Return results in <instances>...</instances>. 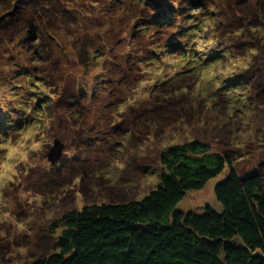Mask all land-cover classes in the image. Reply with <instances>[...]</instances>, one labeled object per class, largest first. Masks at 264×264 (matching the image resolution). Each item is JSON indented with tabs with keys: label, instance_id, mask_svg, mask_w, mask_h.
Masks as SVG:
<instances>
[{
	"label": "rangeland",
	"instance_id": "1",
	"mask_svg": "<svg viewBox=\"0 0 264 264\" xmlns=\"http://www.w3.org/2000/svg\"><path fill=\"white\" fill-rule=\"evenodd\" d=\"M58 1L66 5L76 0ZM195 3L199 6L193 8ZM79 5L90 9L82 20L96 26L84 39L90 46L83 57L79 41L71 44L63 38L62 49L54 41L56 50L50 52L49 63L35 64L25 55L32 47L26 31L13 27L7 28L11 40L0 42V124L5 119L23 122L15 134L9 126H0L8 138L14 136L0 145V154L7 156L0 159V264H21L38 256L40 236L51 234V223L71 208L142 197L157 183L163 146L183 140L197 125L201 129L204 121H199L197 103L212 92L222 100L230 96L248 103L246 113L252 120H247L254 131L247 136L260 137V142L238 141L241 148L250 150L242 153L237 167L244 172L260 168L258 163L264 158L263 98L258 99L250 84L230 91L229 83L243 76L252 81L260 72L264 55L259 60V52L251 50L250 44L258 41L256 36L252 38L253 32L263 29L264 0H128L129 10L127 6L114 9L109 0H85ZM158 11L169 15V21L166 18L159 26L148 28L144 38L139 37L141 18ZM185 18L194 22L187 26L190 36L181 43L195 48L189 52L194 64L182 59L170 41L172 32L186 25ZM101 23L103 26L97 25ZM248 23L252 29H247ZM197 26L200 30L193 29ZM20 44L23 49L16 52ZM211 48L223 52L213 65L207 63ZM29 62L38 69L30 68L33 64ZM192 65L197 74L187 71L186 66ZM29 68L39 84L33 90L22 76ZM164 78L194 102L191 121L163 127L159 117H147L162 113L155 84ZM37 96L44 98L43 108L36 107ZM77 103L81 118L75 119L80 126L69 113ZM132 118H137L135 127ZM149 120L155 124L150 125ZM55 137L63 142V150L60 160L51 163L46 155ZM201 137L211 139V134L202 131ZM224 175L221 172L201 189L188 191L177 207L196 213L206 204L220 207L213 188Z\"/></svg>",
	"mask_w": 264,
	"mask_h": 264
},
{
	"label": "trees",
	"instance_id": "2",
	"mask_svg": "<svg viewBox=\"0 0 264 264\" xmlns=\"http://www.w3.org/2000/svg\"><path fill=\"white\" fill-rule=\"evenodd\" d=\"M80 1L65 5L58 0H0V42L11 40L7 28L13 30V27L17 31H26L25 38L32 47L25 50V55L35 64L49 63L50 52L56 50L52 46L54 41L62 49L63 38H68L71 44L79 41L78 46H82L79 54L83 57L90 46L84 39L96 26L82 20L88 14L85 10L90 9L79 5L85 0ZM64 2L67 3L66 0ZM109 2L114 9L128 5V0ZM198 6L196 3L192 5L193 8ZM129 9L130 6H127L126 10ZM168 16L159 11L154 14L147 12L141 18L139 29L143 30H139V37L144 38L148 28L159 26L166 18L169 21ZM185 20L186 25L175 29L170 41L174 42L172 49L182 59L186 58L194 64L192 61L195 58L189 52L195 48L181 43L183 38L190 36L191 29L187 26L194 19ZM97 25L103 26L102 23ZM252 28L248 23L247 29ZM193 29L200 30V26ZM262 30L264 25L263 29L253 32L252 38L256 36L258 41L250 42V49L259 52V60L264 55ZM21 47L22 44L17 45L15 51H21ZM221 55L223 52L211 51L207 63L215 64ZM261 61L260 72L254 75L252 81L249 76H243L229 82L233 87L230 91L250 84L258 99L263 98L261 103L264 104V59ZM35 64L30 68L37 70ZM186 67L193 75L197 74L195 66ZM30 68L22 76L28 78L27 87L33 90L39 84ZM38 80L43 83L44 79L38 77ZM167 80L164 78L155 84L158 87L157 97H160L157 104L163 106L162 113L148 114L147 117H159L158 122L164 124L163 127L184 119L191 121L195 116L194 102L191 104L178 88H171V80ZM59 88L63 90V86ZM220 89H215V93ZM234 100L230 96L225 100L213 97V92L208 97H201L197 103V114L199 121H204L200 123L202 130L197 129V125L183 140L170 141L163 146L158 155L160 172L154 187L140 198L95 201L63 212L51 223L52 233L40 236L38 256L21 264H264V158L258 163L260 168L244 172L237 167L242 153L250 150L248 147L241 148L238 141L241 139L249 144L253 140L260 142V137L253 135L255 139H251L247 136L253 130L247 120H252L246 113L248 103L242 98ZM37 101L36 107L43 108L46 104L39 96ZM79 104L70 110L72 113L69 112L70 119L78 126L79 120L75 117L81 118V111L77 108ZM132 119L135 127L137 118ZM149 122L150 125L155 124L153 120ZM22 123L5 119L0 126H9L10 132L15 134ZM202 131L211 134V139L201 137ZM4 133L5 129L0 128V145L8 144L14 137L8 138ZM234 140L237 143L234 144ZM6 158L5 153L0 154V159ZM221 172L225 175L213 188L220 207L215 209L206 204L200 213L177 207L188 191L201 189L210 178Z\"/></svg>",
	"mask_w": 264,
	"mask_h": 264
},
{
	"label": "water",
	"instance_id": "3",
	"mask_svg": "<svg viewBox=\"0 0 264 264\" xmlns=\"http://www.w3.org/2000/svg\"><path fill=\"white\" fill-rule=\"evenodd\" d=\"M63 150V142L61 140L54 139L49 152L47 153V159L51 163H56L60 160Z\"/></svg>",
	"mask_w": 264,
	"mask_h": 264
},
{
	"label": "bare ground",
	"instance_id": "4",
	"mask_svg": "<svg viewBox=\"0 0 264 264\" xmlns=\"http://www.w3.org/2000/svg\"><path fill=\"white\" fill-rule=\"evenodd\" d=\"M54 139H57V137H55Z\"/></svg>",
	"mask_w": 264,
	"mask_h": 264
}]
</instances>
